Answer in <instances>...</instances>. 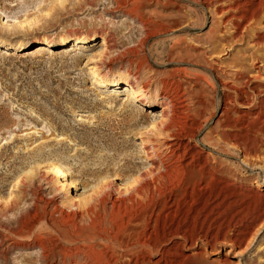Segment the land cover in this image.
Here are the masks:
<instances>
[{"label": "rangeland", "instance_id": "rangeland-1", "mask_svg": "<svg viewBox=\"0 0 264 264\" xmlns=\"http://www.w3.org/2000/svg\"><path fill=\"white\" fill-rule=\"evenodd\" d=\"M229 4L235 6L226 2L218 15L201 0H148L141 10L171 29L152 31L141 46L144 29L138 18L118 10L115 0H0V192L27 168L25 155L38 147L55 151L64 170L52 175L47 166L39 167L46 180H23L14 199L0 203V264H113L118 259L133 264L139 247L120 244L130 243L132 228L142 227L146 204L126 201L125 207L121 201L127 195L114 191V207L101 205L105 196L80 207L71 205V198L97 170L111 173L127 161L145 168L143 158H132L142 154L143 135H131V127L118 121L127 115L148 128L159 119L164 104L156 96V81L178 68L188 71L187 87L201 92L192 98L199 105L191 104L193 115L187 116L190 125L203 126L192 143L216 166L212 186H226L229 194L217 198L200 189L181 203L177 218L194 243L179 247L178 254L186 264H264V135L258 133L264 129V19H231ZM105 32L116 48H102ZM39 45L46 50L33 54ZM105 53L113 58L110 68L103 65ZM193 75L206 81L195 85ZM225 85L245 90L252 103H242L241 91L236 99L228 97L234 91ZM106 101L113 106L106 108ZM224 109L232 121L219 124ZM244 127L250 128L246 136ZM24 128L33 130L24 135ZM206 133L217 147L203 145ZM101 134H114V147L100 140ZM234 134L248 142L255 138L257 147H247L243 155ZM36 141L48 147L35 146ZM104 155L110 157L103 160ZM60 208L77 213L67 217ZM43 211L54 227L44 220L32 224ZM170 221L164 231L177 220Z\"/></svg>", "mask_w": 264, "mask_h": 264}, {"label": "bare ground", "instance_id": "bare-ground-1", "mask_svg": "<svg viewBox=\"0 0 264 264\" xmlns=\"http://www.w3.org/2000/svg\"><path fill=\"white\" fill-rule=\"evenodd\" d=\"M146 1L148 0H115V7L118 10L124 13L126 12L128 14L135 15L138 18V21L144 29V38L142 37L143 39L139 44L141 46L145 45L152 31L157 30L158 32H166L171 29L169 25L164 22V19H156V17L147 15L141 10V8L144 6V2ZM201 1L205 6L212 5L214 8V12L218 15H222V12L225 9L223 5L226 2L233 1L235 5L234 7L229 4V10H232L230 11L231 19H237L247 22H250L254 19H264V0L243 1L242 3H240L238 0L236 2H234V0ZM233 10H237V15L233 14ZM237 27L239 28L238 25ZM110 37L111 36L106 34V32L101 36L104 46H102V48L105 50L108 48H116L115 45L111 43ZM127 49L128 51H134L133 48ZM45 50L46 47H44V45H39L32 53L35 55H40V53L44 52ZM100 54L101 52L99 53V55ZM108 54H106V58H104L103 65L110 68V64L113 62V58H111ZM182 61L183 60L176 61V63H184ZM182 72L184 73V76L182 77L183 79L179 76V74ZM187 72L184 69L178 68L177 70L168 72L167 77L157 79V86L155 88L156 96L163 102L164 110L162 109V113H159V119L155 118L156 121L148 128H146V126H143V123L139 119H135L134 117L129 118L127 117V115H121L122 118H119L120 120L118 122L121 125L131 127V130L129 132L131 133V135H143V138H141L140 140V144H138L140 147H142V154L135 155V157L132 158H143V160L146 161L144 165L145 168L140 170L137 169L134 165L129 166L128 163L130 161H127L126 163H122L120 165H117L115 168H112L113 170L111 173H105L101 170H97V172H95V175H93L91 182L85 183L81 191L78 194L73 195V198H71L72 204H70L73 206L77 204L76 207H80L87 204L93 198L105 196V198H101V205H106L109 202L114 207V205L116 204V199H114L110 195V191H114L119 196L127 195L126 198L121 201L123 202V205L125 207L127 205L125 203L126 201L131 203L135 202V204L138 206L146 204L147 210L144 214L142 227L132 228L131 232L134 236L132 235L133 238L131 239L133 241L131 240L130 243L129 241H123L120 244L122 248H131V246L133 247L134 245H137L139 247L138 251H140V256L138 257L139 254H135L136 256L133 262L132 260H130L133 264H143L146 258L148 256L151 257L152 255H157V258L151 264H186L185 259L178 254V249L184 244H193L194 236L189 234L188 227L184 226L179 221V218H177L178 213L181 212V203L186 201L185 199L187 198H189L191 201L193 199V194L200 189H208L210 195H215L217 198L219 196H221V198L229 197V194L226 193V186L224 187L217 185L215 188L214 185L212 186V182L214 181L213 171L216 170V166H214L210 162V156L202 158V152L196 150L195 143H192L197 139V136L202 130L203 126H197L196 124L190 125L189 121L187 120V116L193 115L192 113V115L189 114L191 104H193V106L195 104L199 105L200 100H193L192 98L200 97L201 92H192V87L195 86L187 87V85L189 84L186 82V80H188V78L190 77L188 76ZM193 77L195 85L198 86L200 85L201 80L206 81L204 77L202 78L199 75H193ZM128 84L132 89V87L134 86V81H129ZM142 86L144 87V89H147L150 86V82L143 83ZM225 87L229 90L232 88L234 91V93H232L233 95H229L228 97L236 99V97L242 92L245 94L243 95L242 103L246 105L252 103L251 98H249V95H247L248 92H246L245 90L241 91L240 88L237 89L236 87L229 85H225ZM253 91L254 89H252L251 92ZM262 101L264 102V100ZM112 106V102H105L106 108H111ZM263 107L260 106V108ZM227 115V109H224V114L220 115L219 117V124L222 122L230 123L232 121ZM242 116L243 115L239 116L238 120L235 119V121L238 122L239 120H241L240 117ZM208 120L209 117H207L204 121L208 122ZM103 122L104 121H102L101 124H103ZM241 124L244 125V122H241ZM246 129L247 131H249L250 128L244 127L243 132L245 136L247 135ZM32 130V128H24L23 133L25 132L24 135H26L32 132ZM259 132L264 135V129L258 130V133ZM58 137H56L57 141L61 142L62 136ZM226 137L228 138V136ZM232 138L236 141L235 145L242 149V154L245 156L247 154V147H257V141L255 138L251 139L249 142L240 134H234ZM99 139L106 144L107 141H109L111 147H114L113 145L116 143V137L114 136V134H109L106 137L101 134ZM201 141L206 147L209 145L217 147L216 141L211 138L208 133H206L201 138ZM136 142L137 141L133 139L131 143L134 145L136 144ZM35 143V146L43 145L48 147L46 143H43L42 141H36ZM126 154L128 157L127 152L125 153V155ZM109 157L110 156L104 155L102 158L103 160H105V158L107 159ZM25 159V162H27V168H21L13 175L5 191L3 193L0 192V203H7L13 200L16 196V191L20 189L23 180L27 179L32 183H35L37 178L42 181L46 180V177H44L41 171H39V167L47 166L49 170L53 172L52 175H58L60 173H63L64 171L60 164L61 160L55 151L49 153L38 147L37 149L29 151L25 155ZM129 159L131 158L129 157ZM119 179L123 181L118 183L117 187L114 188L113 185ZM221 200L224 202V199ZM215 206L218 207V205ZM91 209L92 208H89L90 211ZM89 210L87 211L89 212ZM60 213H65V216L67 217H73L77 212L70 213L66 212L63 208H60ZM49 217L47 216V212L43 211L33 218L32 224H37L41 220H44L47 222V224H49V226L52 227L53 223L50 222L51 218ZM169 218H171V221L177 220L176 224L173 227L170 226L167 231H164L163 228L165 227V224ZM205 220L206 217L203 218V222ZM235 242H237V238L234 239L233 243ZM118 260H114V262L112 261L113 264H123Z\"/></svg>", "mask_w": 264, "mask_h": 264}]
</instances>
